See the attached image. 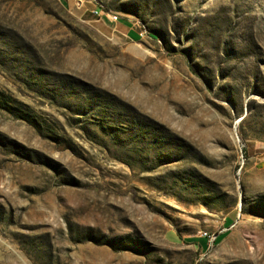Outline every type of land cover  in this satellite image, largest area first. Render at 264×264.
<instances>
[{
  "label": "rangeland",
  "instance_id": "obj_1",
  "mask_svg": "<svg viewBox=\"0 0 264 264\" xmlns=\"http://www.w3.org/2000/svg\"><path fill=\"white\" fill-rule=\"evenodd\" d=\"M97 1L0 0V264H264V0Z\"/></svg>",
  "mask_w": 264,
  "mask_h": 264
},
{
  "label": "trees",
  "instance_id": "obj_2",
  "mask_svg": "<svg viewBox=\"0 0 264 264\" xmlns=\"http://www.w3.org/2000/svg\"><path fill=\"white\" fill-rule=\"evenodd\" d=\"M97 1V0H96ZM97 4H98V8L99 9H101V10H104L106 13H108V10L107 9H105V8H103V5L101 4V2L100 1H97ZM137 38V37H136ZM136 40H138V39H136ZM236 216H237V213H232V214H230L229 215V217L227 218V223L229 224V226L230 225H232L233 224V222L235 221V219H236ZM228 236V233L226 232V233H222V234H220V235H218V237L215 239V244H218V243H220L222 240H224L226 237ZM188 243H194V244H200V245H204V244H206L207 243V237H204V238H202V239H190V240H188L187 241Z\"/></svg>",
  "mask_w": 264,
  "mask_h": 264
},
{
  "label": "crops",
  "instance_id": "obj_3",
  "mask_svg": "<svg viewBox=\"0 0 264 264\" xmlns=\"http://www.w3.org/2000/svg\"><path fill=\"white\" fill-rule=\"evenodd\" d=\"M63 2L68 8L70 7L71 9L75 8V4L77 6L80 5L78 3V0H63ZM87 4L88 5H86L85 9L81 11V14H86L87 11L90 13H93L95 11V6L93 4H91L89 1H87ZM83 5H81V7H83Z\"/></svg>",
  "mask_w": 264,
  "mask_h": 264
},
{
  "label": "built area",
  "instance_id": "obj_4",
  "mask_svg": "<svg viewBox=\"0 0 264 264\" xmlns=\"http://www.w3.org/2000/svg\"><path fill=\"white\" fill-rule=\"evenodd\" d=\"M100 9L97 7V9L94 11V14L97 15L100 19L103 18V16H107L111 22H118L119 21V17L117 15H112V14H106L104 12V10H100ZM144 34L145 32L144 31H140L137 35L140 37V38H144Z\"/></svg>",
  "mask_w": 264,
  "mask_h": 264
}]
</instances>
